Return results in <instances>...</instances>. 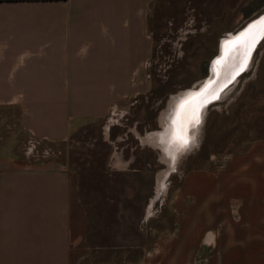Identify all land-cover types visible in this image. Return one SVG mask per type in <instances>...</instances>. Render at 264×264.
<instances>
[{"label": "crops", "instance_id": "obj_1", "mask_svg": "<svg viewBox=\"0 0 264 264\" xmlns=\"http://www.w3.org/2000/svg\"><path fill=\"white\" fill-rule=\"evenodd\" d=\"M155 1L0 0V108L18 112L29 141H65L81 121L146 91ZM231 172V216L182 215L129 264H264V143L233 154ZM205 203L197 208L220 204ZM88 251L77 173L0 155V264H82Z\"/></svg>", "mask_w": 264, "mask_h": 264}, {"label": "rangeland", "instance_id": "obj_2", "mask_svg": "<svg viewBox=\"0 0 264 264\" xmlns=\"http://www.w3.org/2000/svg\"><path fill=\"white\" fill-rule=\"evenodd\" d=\"M262 12L264 0L151 3L146 91L122 99L102 119L81 121L65 141H29L18 112L0 108V155L53 160L77 173L89 249L82 264L138 260L182 215H232L233 154L264 143V35L244 71L204 106L191 146L169 171L161 150L141 139L161 129L159 117L171 96L195 88L208 75L220 39ZM115 156L128 158V166ZM213 181L196 206L195 191ZM205 202L221 205L197 208Z\"/></svg>", "mask_w": 264, "mask_h": 264}, {"label": "bare ground", "instance_id": "obj_3", "mask_svg": "<svg viewBox=\"0 0 264 264\" xmlns=\"http://www.w3.org/2000/svg\"><path fill=\"white\" fill-rule=\"evenodd\" d=\"M257 17L256 21L252 20L256 24L261 21L256 38L264 35V12ZM240 34L234 36L233 33H228L220 39L219 53L210 62L209 75L200 82L197 89L188 88L171 96L165 115L161 114V129L147 135V141H151L152 145L161 150V160L166 162V171L173 167L177 155L191 146L205 104L215 101L224 88L220 91L219 87L205 99H199L200 94L208 90L207 86L222 68L225 67L221 76L229 72L233 76L243 67H247L251 55L249 49H246V40L238 45L233 44ZM238 56L241 57L242 64L233 70L238 63Z\"/></svg>", "mask_w": 264, "mask_h": 264}, {"label": "water", "instance_id": "obj_4", "mask_svg": "<svg viewBox=\"0 0 264 264\" xmlns=\"http://www.w3.org/2000/svg\"><path fill=\"white\" fill-rule=\"evenodd\" d=\"M258 17L256 16L255 18H253V21H256ZM252 20L246 22L241 28H239L236 32L233 33V35H237L240 34L238 37H236L235 42L233 43L234 45H238L241 42H243V40H246V49H249L250 51V55L253 52L255 46L257 45V43L259 42V40L263 37V35H260L258 38H256V35L258 34V30L260 29V25H261V21H259L257 24L254 23ZM260 20V19H258ZM250 22H253L251 25H249ZM218 53H219V47H218ZM217 53V54H218ZM242 64V59L240 56H238V63L237 65L234 67L233 70L237 69L240 65ZM217 66V63H216ZM210 67V64H209ZM225 68V67H224ZM224 68H222L220 70V72L215 76V78H213L210 82V84L207 86L208 90L203 91V93L200 94L199 99H205L207 97H209L214 91H216L219 87L220 91L225 88L228 84H230L232 82V80L238 75L240 74L242 71H244L245 67H243V69H241L240 71H238L235 75H231V73L229 72L228 74H224L223 76H221L222 71L224 70ZM233 72V71H232ZM208 75H209V70H208ZM230 78V79H229ZM225 82V83H224ZM199 86L195 87L196 89ZM194 89V88H193ZM208 102L205 104L207 105Z\"/></svg>", "mask_w": 264, "mask_h": 264}]
</instances>
